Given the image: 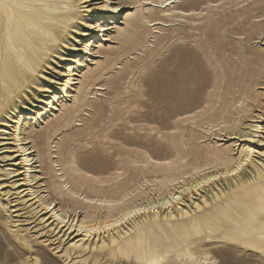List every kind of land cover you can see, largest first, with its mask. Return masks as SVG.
I'll return each instance as SVG.
<instances>
[{
	"label": "bare ground",
	"instance_id": "obj_1",
	"mask_svg": "<svg viewBox=\"0 0 264 264\" xmlns=\"http://www.w3.org/2000/svg\"><path fill=\"white\" fill-rule=\"evenodd\" d=\"M86 2L0 0V212L21 263L264 264V12L228 27L264 0ZM194 31L208 47L161 61L152 91L107 92Z\"/></svg>",
	"mask_w": 264,
	"mask_h": 264
},
{
	"label": "rangeland",
	"instance_id": "obj_2",
	"mask_svg": "<svg viewBox=\"0 0 264 264\" xmlns=\"http://www.w3.org/2000/svg\"><path fill=\"white\" fill-rule=\"evenodd\" d=\"M103 1L104 0H88V2H86V5H96V3H101ZM215 1L216 0H179V4L181 6L183 5L182 6L183 9H197V10L203 9L202 13H204V12H206L205 7H206L207 3L208 2H215ZM221 1H223V0H220V2ZM254 2H256V0H253V1L252 0H224V3H227V4H220V6H218V7L220 10V13L221 12L226 13V12H231V11L236 12L235 10H238V12H240V10H242V9L253 6ZM224 5H226V6H224ZM221 7H223V8H221ZM250 10H252V11H250V12L247 11V13L245 15H241L238 17L236 16V14H234V18H236V20L234 21L235 23L229 24L228 27L234 26L238 22H241L244 18L246 19L247 25L251 24L253 21L255 22V20H258L259 18H257V17L252 18V16L253 15H259V14L263 13L264 12V4L261 3L260 8H256V9L251 8ZM237 19H239V21ZM166 35H168V36H166V39L161 41V43L159 42L158 44H156V42H155L154 45H152V47L150 46V47H147L145 49H142V51L145 52L144 53L141 51L142 55L141 54L138 56L136 55V57L134 56L133 58L128 59L125 63V65L126 64L127 65L124 66V69L121 68V71H119L118 73H115L116 76H118V75H121V76L116 77L117 78L116 84L113 85V88L108 89L107 92L109 93V92H112L113 90H115L116 92L127 91L128 89H130L132 87V86H130L131 84L137 83L138 81H139L138 83H141L143 85L144 89H146L148 91H152L153 90V78H154L155 72L157 71L161 61H162V63H164V62L167 63L169 60H172V57L174 58L176 56H187V57H190V59H192L194 57V55L201 54V52H199V49L197 50V48H196L197 45H201V47H203L205 49L208 47V44L206 43L205 35L200 33L199 31L195 32L194 33L195 37L191 38V39L189 38L188 39L189 41H186L187 39H185L183 41L182 40H175L176 44H174L175 41H171V40H174L175 37H178L180 35H178L177 33L175 34V32L172 34V37H171V35H169V32ZM173 36H175V37L173 38ZM228 36L231 38L232 37L238 38L237 35L233 36V34L232 35L228 34ZM260 36H259V38H257L258 41H260V38H262V35H260ZM71 40H72V38H71ZM77 40L79 42L72 40V42L76 44V47L80 46V43H81L80 42L81 40H79L78 37H77ZM257 40L256 41L255 40L249 41L248 45H251V46L255 45L258 42ZM179 43H180V45H179ZM187 44H188V46H186ZM178 45H179V47H178ZM153 52H155V53H153ZM172 52H173V54H171ZM172 55H175V56H172ZM170 57H171V59H170ZM119 66L121 67L122 65L118 64L117 67H119ZM58 68H60V67H58ZM127 71H129V72L127 73ZM47 72H46V75L50 76L49 71H47ZM122 72H123V74H121ZM129 76H130V78H129ZM53 77H55V76H53ZM114 86H120V87H114ZM125 86H128V87H125ZM124 88L125 89L127 88V89L125 90ZM43 93L44 92H41L40 95H44ZM125 97L126 96L124 94H122V96L120 95V97H117L115 99L116 102H114L115 104L117 103V105L121 104L118 106L115 105V106H117V108L120 107L119 108V110L121 109L119 112L120 115H123L124 107L127 105V100H125L127 98H125ZM122 104H123V106H122ZM3 146H5V145H3ZM4 220H5V215H3L2 212H0V264H22L21 262H23L24 257H26V256L22 255L21 250L17 247V245L15 243H13V241L7 235L6 231L3 228ZM50 237L53 238L52 235H50ZM45 250H46V254H44V255L40 254L39 255L40 260L38 261L39 263H37V264H65L61 260H58L56 258V256L52 254V252L49 250V248H45ZM250 261L252 262V264H255L256 258H252V260H250ZM220 263L221 264H224V263L225 264H231L230 261L228 259H225L224 257H222V258L220 257Z\"/></svg>",
	"mask_w": 264,
	"mask_h": 264
}]
</instances>
